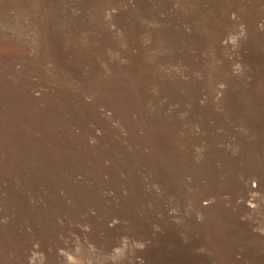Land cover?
I'll list each match as a JSON object with an SVG mask.
<instances>
[{
	"label": "rangeland",
	"instance_id": "374dc122",
	"mask_svg": "<svg viewBox=\"0 0 264 264\" xmlns=\"http://www.w3.org/2000/svg\"><path fill=\"white\" fill-rule=\"evenodd\" d=\"M0 264H264V0H0Z\"/></svg>",
	"mask_w": 264,
	"mask_h": 264
}]
</instances>
